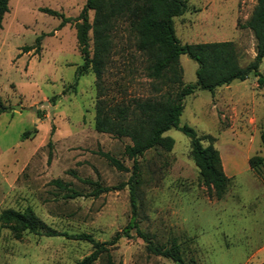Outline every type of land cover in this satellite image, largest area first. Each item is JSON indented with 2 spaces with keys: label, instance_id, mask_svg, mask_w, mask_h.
<instances>
[{
  "label": "rangeland",
  "instance_id": "rangeland-1",
  "mask_svg": "<svg viewBox=\"0 0 264 264\" xmlns=\"http://www.w3.org/2000/svg\"><path fill=\"white\" fill-rule=\"evenodd\" d=\"M84 1L8 0L2 18L0 104L6 108L0 112V213L30 207L57 233L16 231L12 222L0 218V264H72L92 250L91 242L75 234L108 241L118 231L119 238L108 245L115 262L175 264L148 252L134 228L122 231L131 217L127 185L90 194L95 182L113 186L128 179L132 160L125 146L130 140L94 128L96 82L90 68L75 79L82 58L74 23L58 28L59 18L39 10L46 6L76 16ZM184 1L186 10L173 18L181 43L232 40L241 65L253 58L255 38L243 24L256 0ZM92 15L90 10V21ZM38 35V49L24 51ZM179 63L184 82H194L196 61L180 54ZM144 66L134 36L120 22L102 74L104 96L119 100L147 95ZM258 71L264 75V57ZM228 85L223 92H217L218 87L213 92L195 89L184 97L179 117L180 124L210 135L202 144L218 150L230 177L221 198L200 178L189 138L180 130L164 133L173 138L170 150L154 147L137 158L138 227L155 243L175 241L180 264L264 260V85L257 84L253 73ZM102 152L117 158L126 170L116 168ZM252 156L261 159L249 167ZM72 191L79 194L70 197ZM95 262L105 264L104 256Z\"/></svg>",
  "mask_w": 264,
  "mask_h": 264
},
{
  "label": "trees",
  "instance_id": "trees-1",
  "mask_svg": "<svg viewBox=\"0 0 264 264\" xmlns=\"http://www.w3.org/2000/svg\"><path fill=\"white\" fill-rule=\"evenodd\" d=\"M186 7L184 0H85L76 16H66L63 12L46 6L39 7L41 12L59 18L58 28L66 23H74L77 46L82 58V63L75 69V79L90 68L96 82L94 128L99 132L124 136L130 140L125 146L126 155L132 160L128 179L113 186H103L95 182L90 194L97 196L101 192L127 185L131 217L122 231L125 233L134 228L145 242L148 252L170 258L175 264L182 261L179 245L175 241L164 245L155 243L138 227L137 158L154 147L170 150L173 138L164 133L172 128L180 130L189 138L190 155L200 178L212 188L216 198H221L229 178L222 169L218 150L210 143L203 145L201 142L210 135L198 134L193 127L179 123L183 99L195 89L213 92L218 86L229 84L234 79L243 80L250 73L257 76L258 85H264V75L258 71L259 63L264 57V0H256L250 16L243 24V27L252 31L255 38V54L245 65L239 63L238 52L232 40L181 43L174 31L173 18L184 13ZM90 10L93 11L91 21L88 17ZM7 11L8 0H0V29L3 15ZM120 22H124L129 33L134 36L135 48L144 57L149 92L145 96L112 100L104 96L101 81L112 48L113 33ZM40 39L41 35H38L34 45L23 46L24 51L38 49ZM180 54H186L197 63L196 79L192 83L183 80ZM5 108L0 104V112ZM52 130L53 126L50 131ZM26 134L27 131H24L22 137H26ZM260 140L264 148V123ZM47 145L51 147L50 139ZM102 155L116 168L126 170L117 158L107 152H102ZM50 157L49 150L47 161ZM260 159L252 156L248 164L253 167ZM54 182L60 184L58 179ZM78 194L72 191L69 196ZM0 218L4 222H12L10 227L16 231L27 230L45 235L57 233L45 227L30 207L23 211L4 209ZM119 236L118 231L108 241H96L89 234H75L73 237L91 242L92 250L72 264H98L95 261L101 256H104L105 264H119L113 260L108 249V245H112ZM257 264H264V260Z\"/></svg>",
  "mask_w": 264,
  "mask_h": 264
},
{
  "label": "crops",
  "instance_id": "crops-1",
  "mask_svg": "<svg viewBox=\"0 0 264 264\" xmlns=\"http://www.w3.org/2000/svg\"><path fill=\"white\" fill-rule=\"evenodd\" d=\"M228 86H229L228 84H224V85L218 86L219 90H217V92H218V91H222V92H223V89H226V87H228ZM220 89H222V90H220ZM217 92H215V94H216ZM216 104H220V105H222V107H224V106H223V105H224L223 102L217 101ZM248 165H249V164H248ZM249 167H250V165H249ZM224 173H225V172H224ZM225 175H226V174H225ZM226 176H227V175H226ZM227 177L230 179L229 176H227Z\"/></svg>",
  "mask_w": 264,
  "mask_h": 264
}]
</instances>
